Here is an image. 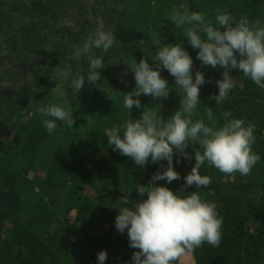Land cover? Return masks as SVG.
I'll return each mask as SVG.
<instances>
[{"label":"trees","instance_id":"trees-1","mask_svg":"<svg viewBox=\"0 0 264 264\" xmlns=\"http://www.w3.org/2000/svg\"><path fill=\"white\" fill-rule=\"evenodd\" d=\"M173 3L203 13L213 25L217 8L237 20L247 16L264 25V0H0V264H98L101 250L107 252L104 264H131L134 249L127 231L116 230L115 217L119 208L146 198L135 187L150 183L167 161L136 166L113 150L106 133L122 127L129 117L139 119L144 106L165 119L179 107L183 90L167 70H161L171 89L166 99L141 95V108L128 113L116 93L135 87L129 69L135 61L143 57L155 66L154 40L161 47L181 44L193 59V79L197 70L205 76L193 120L203 118L219 127L225 122L221 114L230 112V118L253 123L252 150L261 157L255 165H262L259 174L251 171L246 177L228 176L205 163L200 173L211 177L210 185L191 186L181 193L183 177L195 161L180 157L176 163L174 155L181 179L155 182L178 195L196 190L206 201L221 205L222 241L219 247L205 243L190 253L193 262L264 264V89L230 69L236 87L221 104L210 100L218 95L216 81L222 78V69L202 66L183 28L168 19ZM143 28L151 32L142 34ZM99 30L112 31L116 41L107 53L94 50L105 64L99 70L101 80L94 85L85 78L76 94L72 76L64 80L57 73L70 68L72 75H87V60L78 62L73 46H82ZM53 104L73 112L72 128L57 122V129L48 134L42 123L45 117L37 109ZM208 107L213 121L207 119ZM73 139L80 141L74 145ZM186 151L191 153V148ZM51 205L66 219L53 231L48 229L53 226L48 222ZM64 237L71 239L63 243Z\"/></svg>","mask_w":264,"mask_h":264},{"label":"clouds","instance_id":"clouds-1","mask_svg":"<svg viewBox=\"0 0 264 264\" xmlns=\"http://www.w3.org/2000/svg\"><path fill=\"white\" fill-rule=\"evenodd\" d=\"M168 19L177 27L183 28V36L193 49H197V59L202 66L222 69V78L216 81L218 95H212L217 105L225 101L237 85L229 70H239L251 79L259 88L264 89V25L260 20L250 21L247 16L238 20L227 11L216 9L215 25L206 20L201 12L190 11L184 5L173 6ZM112 31L99 30L89 36L81 45L73 46V57L79 62L86 58L87 75L77 72L72 75L70 68L61 69L57 75L71 79L72 91L78 94L88 83L97 85L101 80L100 69L105 64L102 55L94 50L107 53L116 41ZM145 43L141 40V45ZM158 48L151 56L155 66L148 59L141 58L129 66L134 75L135 87L129 92H116L123 98V107L128 113L135 107L141 108V95L152 100L166 99L170 87L161 76V70H167L174 78L175 85L183 90L179 107L167 119L156 111L143 108L139 119H127L122 127H113L106 136L108 144L134 161L136 166L145 167L149 162L167 161L163 171L155 172L147 185L135 187L141 197L131 206L119 208L115 217V228L123 234L127 231L129 247L134 249L131 264H177L182 257L205 243L219 247L222 241L223 217L219 215L218 205L206 201L198 191L178 195L165 185L155 182L165 180L168 184L181 179L175 170L173 157L195 163L184 177V183L178 192L195 186L206 188L211 177L201 175L202 165L207 163L228 176L250 175L261 157L252 148L256 137L255 125L242 118H230V112H224L222 126L205 123L203 118L193 120L200 101V87L206 83L203 72L197 70L193 79V59L181 44H164L153 41ZM127 73H124L126 75ZM112 100V97L108 95ZM37 111L45 117L42 123L48 134H52L62 122L66 128L74 126L73 112L53 104L41 106ZM207 119L214 120L211 107L205 109ZM121 131L123 135H121ZM191 148V153L186 149ZM194 153V156L192 155ZM107 259L106 250L97 254L98 264Z\"/></svg>","mask_w":264,"mask_h":264},{"label":"rangeland","instance_id":"rangeland-1","mask_svg":"<svg viewBox=\"0 0 264 264\" xmlns=\"http://www.w3.org/2000/svg\"><path fill=\"white\" fill-rule=\"evenodd\" d=\"M173 6H175L174 3L171 5V7L173 8ZM147 30H148V31H147ZM150 32H151L150 29H145V28H143L142 31H141L142 34H147V33H150ZM159 111H162V110H159ZM158 113H159V112H158ZM77 141H80V140H79V139H78V140L73 139L72 144L76 145V144H77ZM78 151H79V152H82V149L79 148ZM261 166H262L261 164L255 166V167H257V169H254V167H253L252 171H253L254 173L257 172L256 174H259V172H260V167H261ZM233 176H234V175H233ZM260 180H262V178H261ZM157 182H158V181H157ZM49 210H50V211H49L50 215L48 216V222L50 223L49 225L52 224L53 226L50 227V228H48V229L51 230V231H53V229L56 227L57 224H60L61 222H62V223L66 222V219H65L64 217L60 216L58 210L56 209V207H55L54 205H51V206L49 207ZM18 217H20V216H18ZM22 217H23V216H22ZM70 239H71V238H65V237H64V238L61 239V241H62L63 243H68V242L70 241ZM72 240H73V239H72ZM87 256H88V255H87ZM85 257H86V256H85ZM178 264H194L191 254L188 253L186 256L182 257L181 260L178 261Z\"/></svg>","mask_w":264,"mask_h":264}]
</instances>
